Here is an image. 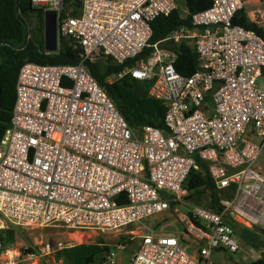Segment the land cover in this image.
Segmentation results:
<instances>
[{
    "label": "built area",
    "instance_id": "1",
    "mask_svg": "<svg viewBox=\"0 0 264 264\" xmlns=\"http://www.w3.org/2000/svg\"><path fill=\"white\" fill-rule=\"evenodd\" d=\"M30 1L56 12L58 39L75 41L82 58L24 62L19 69L0 138V231L127 230L129 239L139 238L129 264H216L212 250L245 245L232 223L264 235V89L257 83L264 78V37L233 22L248 0H212L191 16L192 27L181 25L164 38L194 49L191 75L177 72L173 51L154 44L108 78L149 81L147 95L166 107L164 128L130 126L85 60L132 61L149 43L151 22L176 8V0ZM192 170L209 174L218 208L194 205L180 215L183 227L169 234L144 226L182 200ZM186 241L194 242V253ZM10 246L4 252L12 261H31L69 245Z\"/></svg>",
    "mask_w": 264,
    "mask_h": 264
},
{
    "label": "trees",
    "instance_id": "2",
    "mask_svg": "<svg viewBox=\"0 0 264 264\" xmlns=\"http://www.w3.org/2000/svg\"><path fill=\"white\" fill-rule=\"evenodd\" d=\"M186 7V15L181 16L177 7L168 14L157 16L151 22L152 35L148 45L132 61L116 63L110 57L100 55L93 60H85V65L92 76L102 85L108 95L113 99L117 108L127 120L130 126L136 124H149L164 128V113L166 107L157 104V118L154 120L139 121L128 106L122 102V88L129 89L140 99L147 98L149 81H140L130 78L128 75L108 82V78L121 71L125 66L135 60L148 55L154 44L169 49L176 54L174 67L181 75H191L198 63V56L194 49L185 41L174 43L164 38L181 25L192 27L191 16L194 13L204 11L212 5V0H183ZM235 24L255 30L264 37V29L256 22L251 21L244 9L233 17ZM26 43L23 45L25 36ZM81 48L70 38H59V46L55 52H46L44 49V12L40 8L31 5L30 0H0V138L9 126L11 112L15 101V82L21 65L24 62L38 64H76L81 60ZM208 188L211 194L210 209H217L220 196L214 187L208 173L192 170L186 181V189L198 191ZM14 228L0 231V243L3 246L11 245L14 241ZM93 262V255L85 258L82 264ZM109 264V263H108ZM245 264H264V253L255 260Z\"/></svg>",
    "mask_w": 264,
    "mask_h": 264
},
{
    "label": "rangeland",
    "instance_id": "3",
    "mask_svg": "<svg viewBox=\"0 0 264 264\" xmlns=\"http://www.w3.org/2000/svg\"><path fill=\"white\" fill-rule=\"evenodd\" d=\"M176 7L181 16L186 15L183 0H176ZM244 10L251 21L256 22L264 29V0H248ZM257 83L260 88L264 89L263 77L259 78ZM122 95L123 104L129 107L140 122L152 121L157 118L156 106L159 103L158 101L148 95L147 98L140 99L127 88H122ZM245 136L247 139L255 140L251 136ZM210 191L205 187L198 191L187 190L180 202L171 204L162 213L144 219V226L155 232L166 234L181 229L183 223L180 215L187 214L194 205L209 207ZM232 226L238 243L242 239L245 245L239 247L237 252L214 249L211 252L212 261L216 264H245L260 257V249H264V235L261 229L258 227L250 229L237 223H232ZM138 229L136 228L133 231ZM14 230V241L10 246L13 250L39 248L41 244L47 241L55 242L59 240L69 246L60 252L42 255L36 260L24 261L16 258L15 261H12L4 252V246L2 245L0 247V264H82L85 258L90 255H93V262L90 264H108L110 262L109 257L113 261L112 264H129L130 258L139 243L137 236L129 239V236L126 235L127 230L95 232L93 230H65L56 227H14ZM138 231L145 233L146 228L142 227ZM186 243L189 245L188 251L194 253V242L186 241ZM119 245H123V247L119 248ZM111 253H113L112 256H110Z\"/></svg>",
    "mask_w": 264,
    "mask_h": 264
},
{
    "label": "water",
    "instance_id": "4",
    "mask_svg": "<svg viewBox=\"0 0 264 264\" xmlns=\"http://www.w3.org/2000/svg\"><path fill=\"white\" fill-rule=\"evenodd\" d=\"M18 0H16V5ZM57 14L54 10H46L44 12V49L46 52H55L58 49L59 42L57 36ZM27 35L23 45L27 41ZM0 103H1V88H0ZM243 246V240L241 241Z\"/></svg>",
    "mask_w": 264,
    "mask_h": 264
}]
</instances>
